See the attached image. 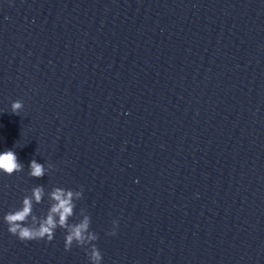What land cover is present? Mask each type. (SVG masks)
<instances>
[{
    "label": "clouds",
    "instance_id": "obj_1",
    "mask_svg": "<svg viewBox=\"0 0 264 264\" xmlns=\"http://www.w3.org/2000/svg\"><path fill=\"white\" fill-rule=\"evenodd\" d=\"M23 108V102L16 100L11 104V113L18 115ZM28 167V175L39 179L44 177L53 168V165L49 164L46 168L44 164L33 159ZM23 169L24 165L19 161L14 150L0 152V173L11 176ZM45 197H47L48 203L47 211L44 215L37 216L34 213V207L41 204ZM82 197V189L73 190L56 186L46 192L43 185H37L31 189L30 195L23 197L21 206L5 214L3 220L8 225L9 233L24 242L34 240L51 242L56 230L62 229L66 233L64 237L65 251H70L73 245L84 247L90 264H101V252L93 243L98 240V235L90 230V216L81 209L80 216L82 218L78 222H70L75 215L76 201ZM117 227L118 221L113 220L112 229L107 235H116Z\"/></svg>",
    "mask_w": 264,
    "mask_h": 264
}]
</instances>
